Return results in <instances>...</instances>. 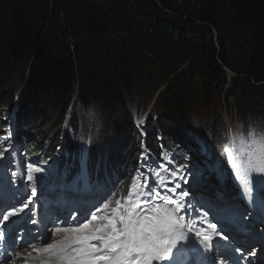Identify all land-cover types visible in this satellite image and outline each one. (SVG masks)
Returning <instances> with one entry per match:
<instances>
[{"label": "trees", "instance_id": "1", "mask_svg": "<svg viewBox=\"0 0 264 264\" xmlns=\"http://www.w3.org/2000/svg\"><path fill=\"white\" fill-rule=\"evenodd\" d=\"M191 1L188 7L177 0H0V106L26 66L25 87L18 96L19 115L26 123L22 131L35 136L45 128L47 134L41 143L34 144V152L52 161L62 147L61 134L53 139L47 131L50 127L40 128L39 122L47 125L48 117L38 110H61L66 105L68 110L76 104L64 134L65 153L61 158L62 162L73 163H78V146L90 141V128L80 123L82 105L103 102L112 106L123 126L106 141L98 129L87 170L91 178L105 168L124 177L118 199L126 193L132 180L128 178L135 174L142 156V135L132 121L129 100L134 97L138 79L150 78L143 74L152 71L153 80L143 82L148 87L142 89L143 97L154 99V90L164 85L169 79L166 76L172 78L165 85V93L157 94L145 124L150 159L155 162L164 157L162 150L166 147L177 152V158L167 154L171 163L181 164L187 140L194 142L190 146L200 144L208 153L212 140L206 135L214 119L206 110L193 109L187 98L196 94L189 91V84L198 88L201 99L202 95L224 92L229 85L223 69L227 66L238 74L231 78L229 87L236 81L243 88L233 87L244 90L248 99L264 100V0ZM213 28L218 33V45ZM253 80L261 83L256 85ZM246 88L251 90L246 93ZM170 118L180 123L179 131L169 129ZM248 126L260 132L257 126ZM217 128L211 126L216 138ZM223 129L214 152L218 155L223 151L228 165ZM175 133L178 135L173 138ZM228 184L225 180V186ZM232 194L241 196L234 190Z\"/></svg>", "mask_w": 264, "mask_h": 264}, {"label": "snow or ice", "instance_id": "2", "mask_svg": "<svg viewBox=\"0 0 264 264\" xmlns=\"http://www.w3.org/2000/svg\"><path fill=\"white\" fill-rule=\"evenodd\" d=\"M235 143L234 138L230 139L232 146H226L225 153L234 166L237 179L242 181L245 195L251 198L252 174H264V134L258 135L250 130L247 137L241 134L239 149H236ZM9 150L10 145L0 147V160ZM242 166H245L243 175L240 174ZM42 171L39 167L28 165L19 184L15 180L17 173H12L11 183L17 189H26L27 194L18 201L19 207L10 205L0 211V241L7 239L5 230L10 218L18 216L33 204L42 180L34 173ZM179 171L171 172V179H176ZM152 175L159 180L153 181L151 187L148 175L139 173L134 177L127 196L116 200L115 207L111 201L105 200L102 205L94 206V210L83 213L78 221L73 214L74 226L57 229L64 234L61 240L33 251L55 256L60 264H162L165 261L176 264V254L185 249L194 248L197 254H201V250L212 252L217 247V236L227 239L216 231V224L209 223L207 228L197 227L191 213L198 210L186 199L188 191H177L181 187L179 183L168 188L159 171ZM179 179L187 183L183 176ZM186 216L189 219L186 220ZM206 216L207 213H204L197 218L203 222ZM31 222L38 223L35 219ZM249 254L254 255L253 252ZM213 264L217 262L213 261ZM218 264H225V259L220 258Z\"/></svg>", "mask_w": 264, "mask_h": 264}, {"label": "rangeland", "instance_id": "3", "mask_svg": "<svg viewBox=\"0 0 264 264\" xmlns=\"http://www.w3.org/2000/svg\"><path fill=\"white\" fill-rule=\"evenodd\" d=\"M191 0H177L178 3L180 4H188L190 3ZM194 1V0H193ZM192 2V1H191ZM189 7V6H188ZM191 10V9H190ZM168 11V10H166ZM169 13H172L170 11ZM213 37L215 42L218 45V33L217 31L213 28ZM224 69V68H223ZM225 70V69H224ZM26 71L27 67L23 66L19 78L20 80L15 84V86L11 89L10 94L8 95V98H6L4 105H11L14 107V102L13 97H15V94L21 91L25 87L26 83ZM178 71V70H177ZM225 79L227 80V84L230 85V80L234 75H231L228 73L227 70H225ZM143 75H150V78H147L145 76H141L138 81H137V86H135V92H134V97L132 96L131 99L129 100V106L130 108H133V114H132V121L135 122V120H140L142 119V115L146 111H151L152 105L154 103V100L156 99V93L159 94L160 92L165 93V85L171 79V76H166L169 79L165 80L163 83L164 85L160 86V88L155 91L154 90V99L147 98L141 96V92H144L142 89H147L148 87L143 85V82L145 80L151 81L153 80L154 76H152V71L145 72ZM165 76V75H164ZM139 80H142V82H139ZM157 80V78H156ZM196 83L195 80H192V83ZM253 82L256 85H259L261 82ZM226 84V85H227ZM227 85L223 91H218L216 93L210 94L209 96H203V99L198 97L197 91L198 88L194 84H189V86L192 88L189 90L193 93L196 94V96H192L191 99L187 100L190 102V104L193 106V109H196L198 112L200 110H206L209 116L212 117L213 122L209 126H218V131L217 129L215 130L216 133H218V137H215V133L213 137L211 138L210 142V149L208 150V154L203 152V147L200 145V147H193L188 149L186 152V159L184 162V167L180 168L179 170V176L184 177V173H188V178H185L187 180V183H184L183 180L179 179V176L176 179H171V172L176 171L178 169H172L168 165L172 166L169 164L167 160H161L157 161L153 164L149 163L147 159H144L139 173H143L145 175H148L150 179L153 181H156L159 179L158 177H155L152 175L153 172L159 171L160 172V177H162L166 182L167 185H175L176 183L180 184V191L181 190H186L189 192V197L190 199L194 200L198 194H199V188H195L194 183L192 181L199 183V182H204L207 186H209L208 190H215L216 192L222 190V185L220 182V177L223 172H227L226 170V165H225V158L223 151H220L218 155L214 152V149L216 150L218 145H219V134L221 131V128L223 127L224 129V134L226 133L225 131V126L227 124H234L235 126L239 127L241 126V130L244 134L245 137H247L248 132L253 128L249 127L248 124H251L253 126H257L258 129H260L264 133V100L262 98V101H260L261 98H258V101H253L251 98H247L242 90H236L233 86H238L243 88V86H240L236 84V81H234L233 86L229 87ZM1 87H7V84H1ZM141 88V89H140ZM151 89V88H150ZM247 89V88H246ZM251 89L248 88L247 92L248 93ZM149 91V90H148ZM146 91V92H148ZM238 95H241L242 98L237 97ZM206 97V98H205ZM245 97V98H244ZM249 101H253L254 104H249ZM143 103L144 106H143ZM110 105V104H109ZM148 105V108L146 107ZM199 105V108H198ZM76 104L74 106H71L67 110V105L63 107L61 110L56 107V108H40L39 111H44V114L47 115V125L42 123L43 121L39 122V125L41 124L40 128L42 127H50L48 128V133L50 136H52L53 139H56L57 137L62 136L63 131H64V123L69 120V116L75 114L74 111L77 110L75 108ZM106 106L103 102L100 103V105H90L89 107H86L82 105V108L84 110L83 116H80L81 119V125L84 123L87 128H90L88 132V136L90 138V141L86 140L83 145H80V147L86 145V147L90 144H92L94 138L98 137V129L101 128L104 134V140L106 141L107 139H113L115 135L118 133V130L121 129L123 124L120 121V114L118 113H113V107ZM260 109V110H258ZM36 109H34L35 111ZM127 112L128 109L126 108ZM136 114H135V112ZM10 112V109H8L5 106H0V147H8L10 145V141L15 138V128L12 125L8 124V118L6 117V114ZM5 113V115H4ZM2 115V116H1ZM137 117V118H136ZM147 117H150V113L147 114ZM248 118H252V120L245 121ZM154 119V118H153ZM74 120V119H73ZM169 129L172 131H179L178 127L180 126V123L177 121L175 122L174 119L170 118L168 121ZM208 126V127H209ZM60 129V130H59ZM214 131V130H213ZM258 135L260 132H256ZM46 130L43 128L42 130L38 131V135L40 137H44L46 135ZM207 134V133H206ZM178 133L173 134V138L177 137ZM227 137L228 135L225 134ZM227 140V138H226ZM182 143L185 142V140L181 141ZM207 142V141H204ZM203 142V143H204ZM13 144H16L13 142ZM186 147L190 145L189 142L186 141L185 143ZM16 150V146L14 147ZM14 160L11 158V155L9 152L5 153V157L0 160V196L7 191H9V195L7 197L5 195H2L1 198H6L8 201L10 198H18L20 195L24 194V196L27 194L23 188L17 189L12 183L11 180L13 179L12 173L16 172L17 175L15 177V180L19 184L20 180L22 179V174L26 171V165L22 164L18 160ZM44 168L47 170H50V166L48 167L47 164H44ZM192 180V181H191ZM252 181V180H251ZM43 181L41 180L39 182L38 186V191H37V196L33 198L34 202L33 204H37L38 206L41 207V209L44 211H48L46 207L47 203V198L45 200L44 195L46 188L42 186ZM52 189L50 190L52 192V196H60L61 199L64 197L65 193L61 191V188L58 186L56 182H54L52 185ZM68 195L67 197H71L74 193V191L70 190L67 192ZM86 194V193H85ZM203 195V193H201ZM8 196L10 198L8 199ZM16 196V197H15ZM51 209L53 212H57L60 214H63L64 216L67 214L70 216L73 215L75 209H66L64 212H58L56 209L55 205H50ZM240 214H242L244 211L242 208H240ZM87 209H80L78 212L80 215H82L84 212H86ZM42 211V217L43 215ZM52 213V212H51ZM71 213V214H70ZM248 213H244V216H248ZM38 216V215H37ZM253 230L252 228L249 229L247 236H249L250 239H253ZM17 252L11 250L8 255H13L16 254Z\"/></svg>", "mask_w": 264, "mask_h": 264}, {"label": "bare ground", "instance_id": "4", "mask_svg": "<svg viewBox=\"0 0 264 264\" xmlns=\"http://www.w3.org/2000/svg\"><path fill=\"white\" fill-rule=\"evenodd\" d=\"M4 106V105H3ZM8 109H10L11 111H15L16 109L13 107V106H11V107H7ZM4 115H5V113H4ZM249 119H251V118H249ZM245 121H248L247 119L245 120ZM13 127H15V126H13ZM219 129V128H218ZM210 131H209V133L206 135V136H209V137H213L214 136V134H212V130H211V126H210V129H209ZM225 131H226V133L225 134H230V135H236V134H238L237 136H235L234 137V139L236 138V137H240L241 136V134H243V132H242V130H241V126H239V127H237V126H235L234 124H232V123H230V124H227V126H225ZM222 134H219V136H221ZM244 135V134H243ZM207 142H209V140H207ZM228 145H230V141L229 142H226ZM240 173H242V171L240 170ZM252 181L254 182V184L256 185V186H259V185H261L260 187H262L263 186V184H264V175L263 174H260V173H253L252 174ZM84 183H88L89 181L87 180V179H84V181H83ZM118 184L119 183H115V186H118ZM178 191V190H177ZM179 192V191H178ZM5 202L4 200L2 201V198L0 197V205H2L3 203ZM16 203H17V200H14L13 201V204L14 205H16ZM254 206V205H253ZM246 218H249V215L248 216H245ZM249 231V230H248ZM250 231H253V230H250ZM230 232H227V235L229 234ZM246 237H245V243H246V246H248L250 243H251V240L252 239H250L249 238V236H247V234L245 235ZM253 236V235H252ZM236 238L237 237H235L234 239H232L233 241L232 242H234L235 240H236ZM189 249H191L192 251H194L195 249L194 248H189ZM2 250H3V252L5 253V255H8L9 254V252L12 250V249H3L2 248ZM225 250H227V251H231L232 250V247L231 246H229L228 245V247H226V249ZM203 251V250H202ZM249 252H252V251H249ZM195 254H196V252H195ZM246 256H248V253H247V255ZM215 257H217V256H215ZM30 260H29V257L27 258V260H26V262L25 263H28ZM35 261V260H34ZM36 262V261H35Z\"/></svg>", "mask_w": 264, "mask_h": 264}, {"label": "water", "instance_id": "5", "mask_svg": "<svg viewBox=\"0 0 264 264\" xmlns=\"http://www.w3.org/2000/svg\"><path fill=\"white\" fill-rule=\"evenodd\" d=\"M168 12H169V11H168ZM223 68H224L225 70H227L229 74L234 75V76H238V74H236V73H235L232 69H230L229 67H227V66H223Z\"/></svg>", "mask_w": 264, "mask_h": 264}]
</instances>
